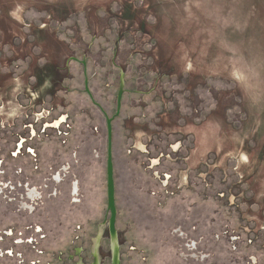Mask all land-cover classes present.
<instances>
[{
	"label": "rangeland",
	"instance_id": "1",
	"mask_svg": "<svg viewBox=\"0 0 264 264\" xmlns=\"http://www.w3.org/2000/svg\"><path fill=\"white\" fill-rule=\"evenodd\" d=\"M45 62L0 27V264L92 261L99 237L112 264L107 117L121 264H264L262 206L63 69L43 92L28 76Z\"/></svg>",
	"mask_w": 264,
	"mask_h": 264
},
{
	"label": "water",
	"instance_id": "2",
	"mask_svg": "<svg viewBox=\"0 0 264 264\" xmlns=\"http://www.w3.org/2000/svg\"><path fill=\"white\" fill-rule=\"evenodd\" d=\"M0 27L264 208V0H0Z\"/></svg>",
	"mask_w": 264,
	"mask_h": 264
},
{
	"label": "flooded vegetation",
	"instance_id": "3",
	"mask_svg": "<svg viewBox=\"0 0 264 264\" xmlns=\"http://www.w3.org/2000/svg\"><path fill=\"white\" fill-rule=\"evenodd\" d=\"M41 22H43V21H41ZM40 28H45V26H40ZM47 31V30H46ZM36 38V37H35ZM56 59V58H55ZM75 59V58H74ZM52 62H53V60H51ZM54 63H56L57 64V59H56V61L54 62ZM55 69L57 70V71H60V67H59V65L57 64V67H55ZM21 82V81H20ZM22 86H16V88H15V90L13 91V93H16V91H19V90H21L22 88H23V90H25V91H28L29 92V94H30V96H31V98H32V102L34 103L38 98H40L41 97V90L44 92L46 89H48L49 88V85L47 84L46 86H43L42 88H41V90L39 89V90H37L36 92L35 91H32L31 89H29L28 87H25V86H23V84H21ZM22 87V88H21ZM51 85H50V88L49 89H51ZM10 103H12V102H10ZM9 103V109H7L8 111H9V113H7L8 114V117L11 119V118H13L16 114H18L19 113V111H20V107L19 106H15V105H12V104H10ZM5 110V108H2V109H0V111H4ZM65 121V117H63L60 121H56V122H54V124L52 125V127H54V128H58L63 122ZM20 149H22V147H20ZM155 162H157V160H155ZM75 189V191L77 190V187L75 186L74 187ZM106 229H108V228H106ZM104 232H105V230H104ZM99 239H100V237L97 239V241H96V248H95V251H92V261L90 260V261H88V259L84 256V257H82L81 258V263H79V264H102V261L100 260V257H99V254H100V252L98 251V244H99ZM97 251H98V253H97ZM61 255H64V253H61ZM96 256H97V260H96ZM60 261H62V260H60Z\"/></svg>",
	"mask_w": 264,
	"mask_h": 264
},
{
	"label": "crops",
	"instance_id": "4",
	"mask_svg": "<svg viewBox=\"0 0 264 264\" xmlns=\"http://www.w3.org/2000/svg\"><path fill=\"white\" fill-rule=\"evenodd\" d=\"M55 67H57V65L52 62L50 63V60L48 61L47 59V62H45V64L43 65H40L37 70H35L34 72H29L28 78H30V83L46 86L47 84L49 85L52 79L53 83H50V85L59 84V82L61 81V75L59 71L55 69ZM27 82H29V80ZM30 83H24V86H32V84Z\"/></svg>",
	"mask_w": 264,
	"mask_h": 264
},
{
	"label": "trees",
	"instance_id": "5",
	"mask_svg": "<svg viewBox=\"0 0 264 264\" xmlns=\"http://www.w3.org/2000/svg\"><path fill=\"white\" fill-rule=\"evenodd\" d=\"M121 243V242H120ZM111 253V252H110ZM112 254H109V257L111 256Z\"/></svg>",
	"mask_w": 264,
	"mask_h": 264
}]
</instances>
